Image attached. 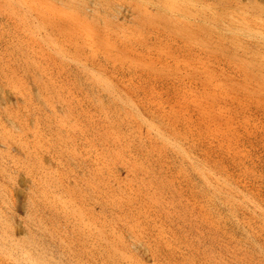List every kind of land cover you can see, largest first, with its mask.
<instances>
[{"label":"rangeland","instance_id":"obj_1","mask_svg":"<svg viewBox=\"0 0 264 264\" xmlns=\"http://www.w3.org/2000/svg\"><path fill=\"white\" fill-rule=\"evenodd\" d=\"M85 1L0 0V264H264V0Z\"/></svg>","mask_w":264,"mask_h":264},{"label":"bare ground","instance_id":"obj_2","mask_svg":"<svg viewBox=\"0 0 264 264\" xmlns=\"http://www.w3.org/2000/svg\"><path fill=\"white\" fill-rule=\"evenodd\" d=\"M12 1H14V0H12ZM54 1L58 2L60 4H63L69 8H72V9L73 8L74 9H80L82 7H88V5H89V3L86 2L85 0H54ZM139 1L140 0H138V2ZM98 2H100V1L96 0V4H98ZM143 2H145L146 4H149L151 1L143 0ZM15 248H16V246H15ZM25 254H26V260H25L26 264H61L60 262H52L53 257L48 258L47 255L44 253L33 255L27 251V252H25Z\"/></svg>","mask_w":264,"mask_h":264}]
</instances>
